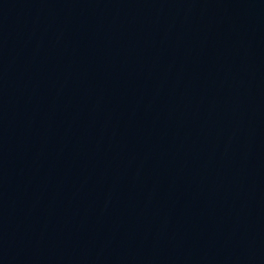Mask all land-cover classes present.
<instances>
[{"label": "water", "instance_id": "1", "mask_svg": "<svg viewBox=\"0 0 264 264\" xmlns=\"http://www.w3.org/2000/svg\"><path fill=\"white\" fill-rule=\"evenodd\" d=\"M0 264H264V0H0Z\"/></svg>", "mask_w": 264, "mask_h": 264}]
</instances>
